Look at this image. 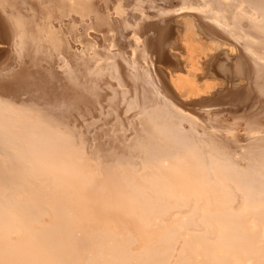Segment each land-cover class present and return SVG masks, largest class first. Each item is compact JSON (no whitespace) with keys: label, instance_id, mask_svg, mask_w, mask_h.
<instances>
[{"label":"bare ground","instance_id":"1","mask_svg":"<svg viewBox=\"0 0 264 264\" xmlns=\"http://www.w3.org/2000/svg\"><path fill=\"white\" fill-rule=\"evenodd\" d=\"M140 5L0 0L23 52L0 17V67L39 62L79 93L75 112L0 97L5 264H264V117L242 102L264 8Z\"/></svg>","mask_w":264,"mask_h":264},{"label":"snow or ice","instance_id":"2","mask_svg":"<svg viewBox=\"0 0 264 264\" xmlns=\"http://www.w3.org/2000/svg\"><path fill=\"white\" fill-rule=\"evenodd\" d=\"M39 2V0H37ZM262 8H264V0H259ZM136 7L133 11H140V0H135ZM32 11V10H29ZM155 11H160L159 7H155ZM0 17L8 26L9 31L13 33V53L17 60L23 57V52L16 47V26L17 21L0 12ZM22 19V17H21ZM141 23L137 27H142L147 32L148 26L153 22V15H141L137 17ZM14 69V70H10ZM10 69L0 67V97L11 94L20 89L33 90L38 94L47 98L48 103L62 108L67 112H75L79 106V93L75 83H68L66 80L59 78L55 73H49L43 70V65L39 62L34 65H29L28 70L24 71L22 63H13ZM245 95L242 97V102L248 106L249 111L259 110L264 117V74L260 80L253 82V78L249 77V84L244 88ZM259 127L264 129V119L259 121ZM3 217L0 216V231L3 230ZM0 264L5 262L0 259Z\"/></svg>","mask_w":264,"mask_h":264}]
</instances>
